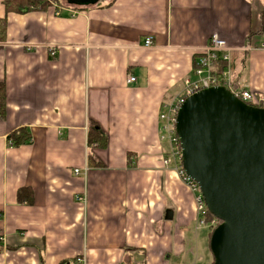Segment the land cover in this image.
<instances>
[{
  "label": "crops",
  "instance_id": "0c3cea01",
  "mask_svg": "<svg viewBox=\"0 0 264 264\" xmlns=\"http://www.w3.org/2000/svg\"><path fill=\"white\" fill-rule=\"evenodd\" d=\"M3 1L0 264H213V229L198 226L194 194L163 164L159 115L213 35L234 49L264 40V0H59L26 14ZM232 58L238 88L264 98V51ZM91 126L105 148L89 145ZM20 129L31 139L11 146Z\"/></svg>",
  "mask_w": 264,
  "mask_h": 264
},
{
  "label": "water",
  "instance_id": "95a60500",
  "mask_svg": "<svg viewBox=\"0 0 264 264\" xmlns=\"http://www.w3.org/2000/svg\"><path fill=\"white\" fill-rule=\"evenodd\" d=\"M176 128L184 171L220 221L211 237L214 264H264V109L211 88L184 102Z\"/></svg>",
  "mask_w": 264,
  "mask_h": 264
},
{
  "label": "built area",
  "instance_id": "2783aa9c",
  "mask_svg": "<svg viewBox=\"0 0 264 264\" xmlns=\"http://www.w3.org/2000/svg\"><path fill=\"white\" fill-rule=\"evenodd\" d=\"M48 2L53 3L52 0H48ZM55 7L58 8L57 5ZM153 46L154 42L152 38H146L143 48L151 49ZM254 50L264 51V40L256 47L251 46L249 43L241 49H234L228 46L227 42L219 35H213L197 61V65L193 70V78L187 81L183 92L171 100L159 115L161 122L160 143L166 146V155L163 157V164L166 168H172L194 194L195 211L199 227L210 226L217 228L219 222L218 220H214L208 223V208L201 190L198 184L191 180L184 171L182 150L176 128L178 113L188 98L211 88H224L245 104L264 109V98L254 95L251 91L238 88L234 79L232 67L233 52H251ZM49 55L55 58L57 56V50H52ZM135 81L136 79L133 76L128 77L129 83H134ZM87 172L88 170L86 169L85 174ZM75 173L79 174L80 171L76 170ZM76 200L82 204H86L87 202L86 196H78ZM76 264H84V261L77 259Z\"/></svg>",
  "mask_w": 264,
  "mask_h": 264
},
{
  "label": "trees",
  "instance_id": "16d2710c",
  "mask_svg": "<svg viewBox=\"0 0 264 264\" xmlns=\"http://www.w3.org/2000/svg\"><path fill=\"white\" fill-rule=\"evenodd\" d=\"M56 2H59V0H56ZM3 6L6 9V12L8 14L9 13L26 14L31 11H45L51 5H50V2H48V0H4ZM258 18L260 22V29L258 33L263 34L264 33V8L260 11ZM6 33H7V20L6 18L0 19V41L1 42L5 41ZM5 96H6L5 86L4 84H0V117L2 119L5 118V113H6ZM30 139H31V136L25 129L17 130L8 136V140L11 146H15V147H20L22 145H25ZM88 143L90 146L105 148L107 145V137L97 127L91 126L89 133H88ZM90 160H91V157H90ZM24 196L26 197L24 198ZM19 200L21 202H24V201L30 202L32 200L31 190L27 188L21 189L19 191ZM214 220H217V219L208 211V214H207L208 223H211ZM218 222L220 224V221ZM213 231L211 233V237H212ZM61 264H76V260L72 262H63Z\"/></svg>",
  "mask_w": 264,
  "mask_h": 264
},
{
  "label": "rangeland",
  "instance_id": "374dc122",
  "mask_svg": "<svg viewBox=\"0 0 264 264\" xmlns=\"http://www.w3.org/2000/svg\"><path fill=\"white\" fill-rule=\"evenodd\" d=\"M52 1H53V3L50 2V5H51V6H54V5L56 6V5H57L56 0H52ZM55 3H56V4H55ZM57 6H58V5H57ZM257 18H258V16H256V19H257ZM164 147H165V146H164ZM212 229L215 230L216 228L212 227Z\"/></svg>",
  "mask_w": 264,
  "mask_h": 264
}]
</instances>
